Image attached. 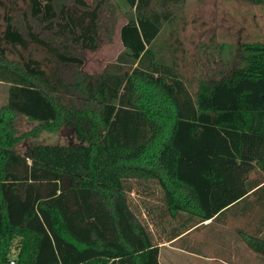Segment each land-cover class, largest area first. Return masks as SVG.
Instances as JSON below:
<instances>
[{"label": "trees", "instance_id": "16d2710c", "mask_svg": "<svg viewBox=\"0 0 264 264\" xmlns=\"http://www.w3.org/2000/svg\"><path fill=\"white\" fill-rule=\"evenodd\" d=\"M178 1L0 0V264L16 238L15 264H161L130 193L156 186L160 218L205 221L261 183L264 39L203 41L191 72L182 42L161 37ZM120 16L122 50L83 71ZM19 116L35 125L21 132ZM61 129L71 140H37ZM260 231L239 229L257 252Z\"/></svg>", "mask_w": 264, "mask_h": 264}, {"label": "rangeland", "instance_id": "374dc122", "mask_svg": "<svg viewBox=\"0 0 264 264\" xmlns=\"http://www.w3.org/2000/svg\"><path fill=\"white\" fill-rule=\"evenodd\" d=\"M88 1L93 2L96 0ZM111 1L115 2V0ZM171 8L176 12L175 24H167L164 27L161 37L163 39L168 38V41L173 43H175L177 39L182 42V48L186 59L184 63L187 65V70L189 68L191 72H193L191 65L193 58L192 54L193 52H196V46H199L203 41L209 42L213 38H215V42L225 40L233 41L236 39H264L263 4L259 5L243 0H182L172 3ZM120 17L121 18L116 25L115 33L110 41L104 42L98 49L84 51L83 59L85 62L81 67L83 71L94 73L100 72L107 63L114 61L117 54L122 50L123 46L119 35V28L120 25L126 21V18L122 16ZM1 23L2 18L0 16V26ZM173 25H176L174 26L176 30L175 35L173 34V30H171V26ZM33 51L39 56L44 55V51L37 52L36 49ZM19 57L20 56L14 53L7 54V58L10 60L17 61L19 60ZM6 86L7 85L0 83V98L3 89L7 94L8 87ZM6 100L7 99H0V106L6 103ZM16 123L17 128H19L21 132L29 130L35 125V122L30 121L24 116L17 117ZM71 138L72 135L69 129H61L55 132L43 131L37 140L50 143H66L71 140ZM32 139L33 138H31L30 141H32ZM28 140L29 139L25 142H30ZM17 147L21 150L25 149V145L23 144H19ZM153 190L154 191L145 187H139L136 192L129 194L130 203L141 220L146 223L150 229L153 228L151 230L155 238L166 237L172 232L171 229L176 228L179 225V222L165 217L160 218L158 216L160 211L153 208L148 200L158 199L161 201L162 192L160 190L157 191L156 186L153 187ZM159 207L160 205L157 206V208ZM150 208H153L152 212H150ZM242 208L243 206L231 208L224 212L219 219L213 223V225L208 226L205 229L201 228L194 233L189 234L179 240L176 244L179 246L187 245V247L193 251L203 252L217 257L211 258V261L208 262H201L202 264H221L216 259H219V257L230 259L235 251L240 253L247 252L248 255H246V253L244 255L242 254V256L243 258L248 256V264H264V251L257 252L252 250L243 240L240 233L238 232L237 234L234 232V227L238 224L240 229L249 231L246 224L237 222L236 220L233 222L229 221H232L235 217L234 213L241 212ZM153 220L155 222H153ZM220 225L223 226L224 231L226 230L231 234L232 237L227 236L232 238V240L228 241L226 239L221 242V235H219V238H216L217 234L220 233L216 232V228H219ZM204 233L205 236L203 239L201 236ZM18 242L19 239L16 238L12 244L10 252L11 258L15 257L19 250ZM220 244H224V247ZM166 249L167 248H164L163 250L165 251ZM175 259L178 264H195L192 260L182 261L180 257H175Z\"/></svg>", "mask_w": 264, "mask_h": 264}, {"label": "crops", "instance_id": "0c3cea01", "mask_svg": "<svg viewBox=\"0 0 264 264\" xmlns=\"http://www.w3.org/2000/svg\"><path fill=\"white\" fill-rule=\"evenodd\" d=\"M1 94L2 95L0 99L5 100L7 94L4 91V89ZM249 179L251 180L258 179L261 183L256 185L254 188L252 187L253 189L248 192L247 196L244 199L240 200L238 203L237 202L232 203L231 205L228 206V208L224 209V211H222L220 215H218L217 217L210 218L205 221H201L200 218L196 216H191L190 214L186 212H182L181 214H179L178 218L173 219V221H178L179 222V223L177 222L178 224H184V225L180 226L178 230L176 229L174 233L172 234L170 233L166 237H161V238L154 237L159 242V261L160 263L161 264H178L175 257L176 258L180 257L182 261L192 260L194 261L195 264H202L201 262L204 263V262L211 261L210 260L211 258H217L216 256L205 254L203 252L193 251L189 249L187 245L179 246L176 243L182 238L188 236L189 234L194 233L195 231L201 228L205 229L206 227L213 225V223H215L224 212L236 206L238 207L243 206V208L241 212H238L236 214L234 213L235 215L234 219L232 221L231 220L229 221L233 222L234 220H236L237 222L246 224V227L249 231L255 232V231L261 230L260 234H263L264 233V181H263L264 178L262 177V173L259 171V169H254L249 174ZM251 186H254V184ZM260 188L263 189L261 190L260 193H257V191L256 192L254 191V190L259 191ZM163 201H164L163 195L161 197V201H159L158 199L148 200L149 204L153 207L155 206L157 207L161 205ZM153 222L155 221L153 220ZM239 229H240V226L238 224L237 226L234 227V232L238 234ZM223 231L224 229H223V226L221 225L219 226V228H216V232H220L217 234L216 238H219V235H221L220 237V239L222 240L221 242H223V240H226V239L228 241L232 240V238H229V237H232L231 234H229V232H227L226 230L224 232ZM204 236H205V233L201 236V238L204 239ZM220 245L224 247V244H220ZM164 248H167V249L164 251L163 250ZM246 253L245 252L240 253V252L235 251L233 252V255H231L232 257L230 259L219 257V259H216V260H218V262L221 264H248L249 262L247 261L248 256L244 258L242 256V254L244 255ZM246 255H248V253ZM191 258H194V259H191Z\"/></svg>", "mask_w": 264, "mask_h": 264}, {"label": "built area", "instance_id": "2783aa9c", "mask_svg": "<svg viewBox=\"0 0 264 264\" xmlns=\"http://www.w3.org/2000/svg\"><path fill=\"white\" fill-rule=\"evenodd\" d=\"M10 263L15 264V260L12 258Z\"/></svg>", "mask_w": 264, "mask_h": 264}]
</instances>
